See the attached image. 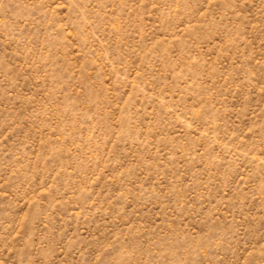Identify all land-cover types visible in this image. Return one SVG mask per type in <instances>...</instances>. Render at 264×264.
<instances>
[{"label": "rangeland", "instance_id": "obj_1", "mask_svg": "<svg viewBox=\"0 0 264 264\" xmlns=\"http://www.w3.org/2000/svg\"><path fill=\"white\" fill-rule=\"evenodd\" d=\"M0 264H264V0H0Z\"/></svg>", "mask_w": 264, "mask_h": 264}]
</instances>
